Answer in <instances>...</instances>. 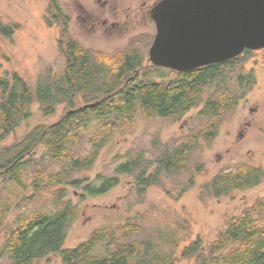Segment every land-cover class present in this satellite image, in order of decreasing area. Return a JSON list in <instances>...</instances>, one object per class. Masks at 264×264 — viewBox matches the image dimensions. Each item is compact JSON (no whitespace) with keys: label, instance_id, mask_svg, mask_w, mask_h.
<instances>
[{"label":"trees","instance_id":"16d2710c","mask_svg":"<svg viewBox=\"0 0 264 264\" xmlns=\"http://www.w3.org/2000/svg\"><path fill=\"white\" fill-rule=\"evenodd\" d=\"M50 7L46 22H65L58 41L63 64L57 71L48 69L39 75L33 87L16 72L0 75V229L13 207L22 208L26 200L32 201L49 187H56L57 208L43 211L24 206L4 228L0 260L35 264L57 254L62 264H175L181 241L177 231L149 230L131 219L119 227L97 228L76 246L65 247L68 228L78 216L77 207L63 200L65 186H78L85 180L74 174L90 168L113 134L132 128L138 117L179 121L200 107V125L178 142L163 145L154 161L135 152L115 165L113 175L99 176L97 184L84 187L92 195L103 193L119 183L121 174L134 175L139 195L151 185H160L163 176L187 173L192 182L201 168L196 156L200 145L214 139L226 115L256 82L252 71L238 74L232 81L250 50L190 71L151 62L144 65L143 52L136 45L116 54L82 47L68 31L69 15L61 11L58 0H50ZM19 27L0 19L4 38H11ZM79 101L88 106L78 105ZM63 103L74 111L51 124L37 125L9 146L3 145L32 116L34 104L49 116ZM90 125L95 128L88 137L91 150L80 154L76 147L87 140L84 132ZM39 145L43 150L37 158ZM153 164L156 168L148 172ZM263 175L261 167L241 162L220 171L202 190L221 197L258 185ZM29 188L32 193L27 196ZM180 257L194 258L197 264H264V198L230 219L210 242L204 243L200 237L190 241L182 247Z\"/></svg>","mask_w":264,"mask_h":264},{"label":"rangeland","instance_id":"374dc122","mask_svg":"<svg viewBox=\"0 0 264 264\" xmlns=\"http://www.w3.org/2000/svg\"><path fill=\"white\" fill-rule=\"evenodd\" d=\"M158 0H58L61 11L69 15L68 31L82 47L116 54L130 45H136L144 55V65L149 64L148 51L155 34V25L149 17L151 6ZM50 0H0V19L7 24L17 23L19 28L11 38L0 35V75L18 73L33 87L39 75L48 69L57 71L63 64L58 41L64 21L46 22L50 14ZM107 24H102L103 20ZM97 22V23H96ZM96 23L94 27L92 24ZM138 40L133 43L134 40ZM242 66L234 73L245 76L253 72L254 86L240 98L233 112L221 122L218 134L210 142H202L196 154L201 163L189 183L187 173L162 177L160 185L147 187L137 194L133 174L119 175V183L109 190L92 195L85 192L86 183H98L99 176L114 174V167L135 152L154 161L163 145L173 144L194 131L201 120L200 107L190 110L181 120L144 119L138 117L132 128L121 129L113 134L110 142L99 151L94 164L74 174L76 179L85 178L78 186H65L63 200H70L77 207L78 216L70 225L64 246L74 247L90 233L104 226L119 227L127 219L139 222L149 230L153 228L176 230L181 239L175 264H197L194 258L180 257V251L193 239L200 237L204 243L213 240L227 222L264 198V175L253 187L236 189L229 194L215 197L202 190L220 171L232 169L244 162L264 171V49L251 50L244 57ZM233 83V82H232ZM205 97V96H204ZM84 105L80 101L78 105ZM60 104L54 114L44 116L39 105L32 107V116L23 121L3 142L10 145L21 139L37 125H48L70 111ZM95 131L90 125L84 132L87 140L76 149L80 154L90 152V137ZM43 145L35 149L39 157ZM58 169V165H54ZM156 165L149 167L153 171ZM1 182V179H0ZM56 187L42 191L32 201L26 200L23 209L56 210ZM32 189L29 188L27 196ZM22 208L13 207L5 226H10ZM5 264V259L0 260ZM35 264H62L57 254H51Z\"/></svg>","mask_w":264,"mask_h":264},{"label":"water","instance_id":"95a60500","mask_svg":"<svg viewBox=\"0 0 264 264\" xmlns=\"http://www.w3.org/2000/svg\"><path fill=\"white\" fill-rule=\"evenodd\" d=\"M149 17L155 66L190 71L264 48V0H158Z\"/></svg>","mask_w":264,"mask_h":264},{"label":"flooded vegetation","instance_id":"af4514ba","mask_svg":"<svg viewBox=\"0 0 264 264\" xmlns=\"http://www.w3.org/2000/svg\"><path fill=\"white\" fill-rule=\"evenodd\" d=\"M97 23V22H96ZM96 23H94V24H92V27H94L95 25H96ZM102 24L104 25V24H107V20L105 19V20H103V22H102ZM264 49V48H263ZM251 51V50H250Z\"/></svg>","mask_w":264,"mask_h":264}]
</instances>
